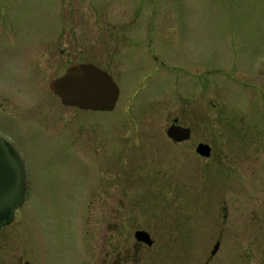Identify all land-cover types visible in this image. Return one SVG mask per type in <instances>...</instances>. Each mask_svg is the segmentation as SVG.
I'll return each mask as SVG.
<instances>
[{
	"label": "rangeland",
	"instance_id": "rangeland-1",
	"mask_svg": "<svg viewBox=\"0 0 264 264\" xmlns=\"http://www.w3.org/2000/svg\"><path fill=\"white\" fill-rule=\"evenodd\" d=\"M55 39L58 49L31 71L33 49ZM80 40L84 60L117 74L113 112L66 108L49 88ZM236 58L254 64L264 89V0H0V105L21 119L0 117V131L21 148L29 184L15 221L0 230V264H112L116 247L130 250L126 264H264V174L209 172L196 154L197 140L215 139L221 153L218 139L238 132L219 88L228 79L211 72L212 93L192 97L188 64L212 69ZM149 65L157 80L140 74ZM206 98L227 103L221 117L192 115ZM178 116L196 131L184 147L166 136ZM245 120L238 126L249 144L264 145V125L251 123L259 115ZM138 231L152 236L153 251L137 246Z\"/></svg>",
	"mask_w": 264,
	"mask_h": 264
},
{
	"label": "flooded vegetation",
	"instance_id": "flooded-vegetation-1",
	"mask_svg": "<svg viewBox=\"0 0 264 264\" xmlns=\"http://www.w3.org/2000/svg\"><path fill=\"white\" fill-rule=\"evenodd\" d=\"M59 27H60V22H59ZM147 32L148 33H154L153 30L146 29V33ZM150 38L153 39L154 35H151ZM56 42H57V40L55 39V40L50 41L49 43H46V45H43L40 47H35L33 49V52L30 55L31 56V58H30L31 62H30V65H28V66L30 67L31 65H33L34 62L36 63V59L40 58L39 57L40 55H44V54L47 55V54L52 53L51 49H54V48H55V50L58 49ZM147 42L150 45L149 49L147 50L149 52V54L154 58L155 61L160 60V57L158 55H156L155 49L153 48V45H152L155 42H153L152 40L147 41ZM78 45H80V47H81L80 50H78V52L76 51L78 54V57L76 58L75 61H73L71 63V65L69 67H67L65 69V71L63 72V74L60 77L64 76L67 73V70L73 65L92 64V65H95L96 67H98L99 69L107 72L110 76H112V78L114 79V81L118 85V82L116 80L117 74L115 72L110 71L109 69L101 67L97 61H91L89 59L84 60L83 59L84 55H83L81 40L78 43ZM75 47H76V45H75ZM45 59L48 60L46 58V56H44V58H43V56H41L42 64H44ZM237 61H238V58H236L235 61L230 62V64L221 65V67H219V68L216 67V68H212V69L208 64H203L202 66H199V67H197L196 65L194 66V64H188L189 75L191 78V86H192L190 93L193 94L192 97H194V95L196 94V91L198 92L199 90H201V95L205 96V97H208L210 92L212 93V86L215 85L216 76H213L215 74L212 75L211 72H217L220 74L222 73V75L228 79V80L224 81L223 85L220 84L219 88H220V91L222 93H224V98L229 100V102L231 103V105H232L231 107L233 109L232 112L234 114H236V116L234 117V121H235L236 126H235V124H234V126H235L236 131L238 132V133H236L235 138L222 137L221 139H218L219 143H220L219 150L222 151L221 153H217L218 148H217L216 144L214 143L215 139L212 140L211 138H209V139H204V140H197L198 141L196 144L197 147L201 144L208 145L211 149V153H210V156L207 158H202L197 153L196 154L198 155V157L201 160H203L205 163H207V169L209 172L211 170H213V169H211V166L216 165L217 168H215V170H217L219 172L220 171L225 172V173L235 172V173H237L236 175L245 174L247 176L250 175V176L254 177L258 174H264V145H258L257 143H250L249 144L248 141H249L250 137L247 136V133L244 134V132L242 131V127H239L238 124H244V122H246L245 118L248 116L249 113L252 114V112H253V113H256L257 115H259V117L261 118V121H259V122L254 121L251 123L253 125H258V124L264 125V89L258 87L256 80L252 79V78L256 77V73H257V68L254 66V64L253 65H251L252 63H249L250 65L248 63L242 64L243 61H241V60H240L241 62H237ZM160 62H161V64H164L163 60H161ZM262 68H263V66H262ZM30 69H31V67H30ZM196 69H197V71H196ZM141 70L142 69H140L141 75H143V74H145V72L147 73V71H149L148 77L151 80H157L158 76L161 75L158 68L153 67L152 65L147 66L142 71ZM31 71H32V69H31ZM196 73L200 76L197 79L195 77ZM31 75H32V72H31ZM60 77H58V78H60ZM32 78H33V75H32ZM242 79H244V82L241 81ZM51 82L49 84V88H50ZM35 87H36V90L32 92L33 94L32 95L30 94L28 97H25L24 98L25 100L29 99V102L34 101V98L32 96H36L37 92H38L36 83H35ZM196 87H197V89H196ZM244 89L249 90L250 92L243 93L241 90H244ZM50 90H51V88H50ZM53 94H55V93H53ZM1 96L2 95H0V97ZM120 96H121V91H120ZM59 100L63 104V102L60 98H59ZM119 101H120V97H119L118 103H119ZM12 103L17 105L22 110H27V107L29 105V104L28 105L17 104V103H14L13 101H12ZM63 106L66 108L68 107L64 104H63ZM4 108H5L4 106L2 107L0 105V117L5 116L6 118H11V119H14L17 121L21 120V119L13 118L11 115L7 114L6 112L8 111V108H6V109H4ZM69 108L76 109L80 112H83V110H80L77 107H69ZM226 108H227V103L223 102V106H222V104H215L214 100H211L210 98H208L206 100L204 106H195V104H192V113H193L192 115L194 116L196 114V111H201L203 113V116L205 117V119L209 121V119H211V115L212 116L217 115L218 118L221 117V114H222L221 110L224 109V112H225ZM22 112H23L21 114L22 116H23V114L28 113V111L27 112L22 111ZM217 113H219V114H217ZM197 116L200 118V115H197ZM225 117H226V114L224 115V118ZM147 123H150L153 125L156 124V122L153 120H148ZM174 125L177 127L184 128V129H189L190 130L189 140H187L185 142H181V143H176L172 139H170L167 135L168 130ZM27 128L30 130L34 129V128L31 129L29 127H27ZM253 128H255V127H253ZM195 132L196 131H195L194 126L187 124L186 120H183L181 118V116H178V117L172 119V123L169 125V127L166 130V136H167L169 142L174 144L176 147H184L185 145L191 143L192 140H194ZM0 136L4 137L5 139H7L8 141H10L11 143H13L16 146V148L18 149V151H19V153L23 159V153H22L21 148L18 145H16V143L12 140V138L10 136L6 135L5 133H2L1 131H0ZM233 140H234V143H237L236 148H232V147L230 148L228 146V145L233 144ZM197 147H196V149H197ZM232 151H234V152H232ZM26 174H27V170H26ZM27 179H28V175H27ZM27 186L29 189L28 182H27ZM27 195H28V190H27ZM27 199H28V196L26 198V201H27ZM222 211L224 214V217H223L224 223L226 225L228 223V220H229L228 207L224 205ZM252 213L253 212H251V214ZM252 215L255 216L256 219H258L260 214L255 212ZM255 220L253 221L254 223H256ZM4 228H6V227H2V228H0V230H3ZM136 233L134 234V237H135ZM221 236L222 237H220L219 243L217 245L222 244L221 241H223V239H224L223 234H221ZM112 237H114V234L112 235ZM150 237L153 241L152 246H148L147 244L139 243V242H137V246L143 251L144 250L153 251L154 246L156 245V242L152 238L151 235H150ZM118 251H119V254L117 255V258H115L114 255L111 256V261H112L111 263L115 264L114 262H116V261L121 262L122 264L128 263L130 261V255H129L130 250L120 249L119 247L112 249L113 254L115 252H118ZM213 256H216V255H213ZM211 258L213 259V257H211ZM26 264H28V263H26ZM156 264H158L157 261H156Z\"/></svg>",
	"mask_w": 264,
	"mask_h": 264
},
{
	"label": "water",
	"instance_id": "water-1",
	"mask_svg": "<svg viewBox=\"0 0 264 264\" xmlns=\"http://www.w3.org/2000/svg\"><path fill=\"white\" fill-rule=\"evenodd\" d=\"M51 90L63 104L83 111L113 112L120 97V88L112 76L92 64L73 65L67 73L51 82ZM168 137L176 143L189 140L190 130L172 126ZM196 153L202 158L210 156L208 145L201 144ZM27 174L24 161L16 146L0 136V228L15 221L16 212L27 198ZM139 243L153 245L149 233L138 231ZM216 245L213 255L219 251Z\"/></svg>",
	"mask_w": 264,
	"mask_h": 264
}]
</instances>
